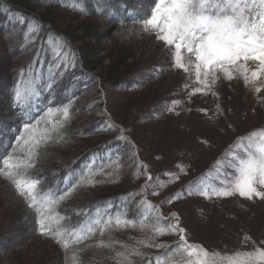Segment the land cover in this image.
Instances as JSON below:
<instances>
[{"label": "trees", "instance_id": "16d2710c", "mask_svg": "<svg viewBox=\"0 0 264 264\" xmlns=\"http://www.w3.org/2000/svg\"><path fill=\"white\" fill-rule=\"evenodd\" d=\"M152 6L153 0H0V157L11 151L23 124L28 122L26 115L36 117L40 110L70 104L72 118L65 129L66 138L46 148L33 175L42 179L45 190L51 188L62 194L73 184H78L79 177L88 169L100 173L103 168L104 173H112V176L97 174L95 179L99 183L77 187L71 197L58 206L57 211L65 217L66 227L79 226L86 218L85 209L89 216H94L96 205H101L112 215L123 210L127 218L151 226L152 215L145 211L146 206L139 204L145 198L142 189L146 181L141 164L154 178L146 189L147 200L159 206L163 216L171 214L166 209L170 203L162 201L174 196L178 190L153 199L158 187L155 166L119 119L118 103L111 94L136 90L139 79L158 65L159 61L142 66L144 60H132L137 51L142 50L135 51L139 43L143 44L153 34L142 27ZM67 16L71 17L69 21ZM98 19L110 27L113 46L109 64L99 63L95 52L98 45L86 43L87 39H97ZM33 20L38 21L41 28L29 36L28 24ZM77 23L79 30L75 28ZM79 31L83 34L78 35ZM49 37L53 46L57 39L63 41L64 50L75 57L74 66L64 68L62 65L59 70L53 69L55 75L51 76L48 65L55 61L52 59L54 47L46 43ZM37 50L41 56L37 62L39 74L34 78L35 84L22 87H38V98L34 96L31 105L21 107L14 100L15 86L21 80L20 71L28 70ZM80 78L82 83L78 81ZM50 119L55 122L59 116L54 114ZM3 198L8 205L5 210L0 209V229L13 224L14 228L8 229H14V232L18 229L21 236L11 240V245L1 244L0 255L31 251L37 252L36 264H70L72 254L56 240L40 234L34 209L16 194L8 180L0 177V205ZM21 224L25 225L26 231L23 237L19 229ZM1 232V239L10 236ZM150 236L147 227L145 230L140 227L113 228L105 230L103 235L97 231L95 236L75 247L83 249V264H118L115 254L124 251L123 245L139 247L143 253L142 257L132 256V264H149V259L165 253V249L137 244ZM178 238L175 234H166L156 237L154 242L172 244ZM101 240L106 244L114 243V247L98 246Z\"/></svg>", "mask_w": 264, "mask_h": 264}, {"label": "snow or ice", "instance_id": "6c2138e0", "mask_svg": "<svg viewBox=\"0 0 264 264\" xmlns=\"http://www.w3.org/2000/svg\"><path fill=\"white\" fill-rule=\"evenodd\" d=\"M142 27L144 31L155 32L156 39L169 50L168 58L172 60L173 68L182 70L189 77L195 75L194 82L184 85L185 89L191 88L187 97L189 101L197 94L218 95L213 87L222 78L228 81L242 78L244 85L254 93L264 91V0H153V6L147 18L142 21ZM40 28L38 21H31L28 24V35L38 33ZM46 43L54 47L52 59L55 63L48 65L50 76L55 75L53 69L59 70L62 65L64 68L74 66L75 57L64 50L63 41L57 39L53 46V40L49 37ZM185 53L190 57L187 60ZM40 56V51L37 50L28 70L20 71L21 80H18L14 92V100L18 106L31 105L32 98H38V87L22 85L35 84ZM250 62L252 67H249ZM192 83L196 86H192ZM182 103L173 100L167 110L175 112L176 106ZM257 103L264 105V95L257 96ZM199 111L208 115V109ZM54 114L59 116L55 122L50 119ZM223 115L224 109L217 103L213 116L219 118ZM71 118L70 104L40 110L36 117L26 115L28 122L23 124L11 151L0 157V177L8 180L16 194L34 209L40 234L56 240L64 250L72 254L70 264H83V249L75 246L95 236L97 231L103 235L105 230L129 227H140L141 230L147 227L151 232V236L138 241V245L165 249L163 256L149 259V264H264V246H261L264 241L258 245L247 234L243 237V244L251 243L253 247H242L232 252L209 250L202 244L191 241L187 229L181 226L177 213L165 217L159 206L147 200L146 189L154 178L143 164L140 167L144 168L142 174L146 177L142 189L145 198L139 204L146 206L145 211L152 215L151 226L127 218L123 210L112 215L101 205H96L94 216H89L85 209L83 214L86 218L79 226L66 227L63 223L65 217L57 211L58 206L70 198L77 187L95 186L99 183L95 179L97 174L112 176L111 172L104 173L103 168L100 173L88 169L81 174L78 184H73L67 191L59 194L51 188L45 190L42 179L33 175L46 148L52 143L63 142L66 138L65 129ZM228 127L231 128V124ZM202 143L208 144V141L204 140ZM177 167L181 173L186 174V166ZM165 175L170 180L159 182V188L180 179L178 173L168 172ZM185 192L209 200L239 196L249 201H264V128L238 136L217 158L206 175L189 182L185 189L162 203L179 200ZM166 234H175L179 238L172 244L154 242L156 237ZM98 246L111 249L114 243L106 244L101 240ZM123 248L124 251L115 254L118 264H132V256H143L139 247L123 245Z\"/></svg>", "mask_w": 264, "mask_h": 264}, {"label": "rangeland", "instance_id": "374dc122", "mask_svg": "<svg viewBox=\"0 0 264 264\" xmlns=\"http://www.w3.org/2000/svg\"><path fill=\"white\" fill-rule=\"evenodd\" d=\"M70 19L67 16V20ZM98 20L97 39H87L86 43L98 45L95 52L99 63L109 64L113 46L110 27L102 19ZM69 25L72 26L71 23ZM75 28L79 30L78 23ZM77 34L83 33L79 31ZM139 48H142L140 52L137 51ZM135 51L133 62L144 60V66L145 63L149 65L159 61L157 67H152L146 77L139 79L136 90L111 94L118 103L119 119L145 156L152 159L158 174L157 184L170 180L165 173L173 172L180 176L178 181L169 182L164 188L157 187L159 194L153 199L158 200L169 192H181L189 182L206 175L238 136L264 128V105L257 103V96L264 95V91L254 93L244 85L242 78L232 81L222 78L213 87L218 95L197 94L189 101L187 97L191 88L185 89L184 85L194 82L195 75L189 77V74L172 67L169 50L156 39L155 32L146 42L139 43ZM189 58L185 53V59ZM249 67H252L251 62ZM78 81L82 83V78ZM192 86L196 85L192 83ZM173 100L183 103L176 106L175 112H169L167 109ZM217 103L224 109V115L219 118L213 116ZM200 109H208V115L205 116ZM204 140L208 144L202 143ZM177 165L186 166V174L181 173ZM7 205L3 198L0 209L5 210ZM166 209L179 215L181 226L187 229L191 241L209 250L232 252L242 247L250 249L253 247L251 243L243 244L245 234L258 245L264 241V201L259 199L249 201L235 196L209 200L185 192L181 199L174 200ZM24 227L21 224L19 228L22 237L26 235ZM8 228H14L13 224L0 229L1 234L10 235L0 238L2 246L11 245V240L21 236L18 229L17 233ZM30 253L11 255L6 252L0 255V264H36L37 252Z\"/></svg>", "mask_w": 264, "mask_h": 264}]
</instances>
